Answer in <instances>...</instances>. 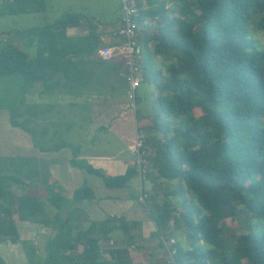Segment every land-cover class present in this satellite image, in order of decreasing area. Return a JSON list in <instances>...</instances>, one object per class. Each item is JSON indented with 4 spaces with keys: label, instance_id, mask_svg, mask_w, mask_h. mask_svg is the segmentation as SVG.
<instances>
[{
    "label": "trees",
    "instance_id": "1",
    "mask_svg": "<svg viewBox=\"0 0 264 264\" xmlns=\"http://www.w3.org/2000/svg\"><path fill=\"white\" fill-rule=\"evenodd\" d=\"M171 3L134 2L141 72L158 92L151 124L138 131H162L161 137L148 131L141 147L142 158L156 171L148 177L154 191L142 190L156 227L152 235L169 241L180 228L186 231L187 246L180 240L170 244V250H176L174 264H264V50L254 44L248 28L254 23V29L264 30V0ZM9 5V12L18 14L42 12L46 3L12 0ZM94 19L68 10L53 22L29 29L35 35L29 40L32 51L12 43L0 47V78L19 75L22 92H32L40 84V95H53L56 90L78 92L80 86L112 74L117 84L123 79L127 89L120 71L124 62L96 55L99 47L110 43L103 38L111 29ZM73 27L85 32L68 34ZM154 56L162 59L163 68L155 67ZM115 80L109 95L115 92ZM9 113L11 125L22 126L16 110ZM134 114L137 120L145 116L137 108ZM67 145L60 141L40 150ZM69 147L75 158L78 149ZM147 147L151 154L145 156ZM136 172L131 168L124 177L104 178L105 183L123 186ZM161 179L175 180V187L161 189ZM24 184L16 176L0 175V243L22 242L29 264H157L135 262L126 244L101 246L100 241L116 229L131 240L135 222H116L107 216L75 230L68 215L59 220L62 196L47 181L48 201L58 213L54 232L44 242V255H39L33 242L21 240L16 221L48 226L51 220L42 199L22 189ZM92 195V189L82 185L72 199L79 202ZM171 196L181 210L175 212ZM228 217H242L253 229L227 235ZM0 264L8 263L0 256Z\"/></svg>",
    "mask_w": 264,
    "mask_h": 264
},
{
    "label": "rangeland",
    "instance_id": "2",
    "mask_svg": "<svg viewBox=\"0 0 264 264\" xmlns=\"http://www.w3.org/2000/svg\"><path fill=\"white\" fill-rule=\"evenodd\" d=\"M137 0H134V2ZM46 6L45 10L37 13L38 19L35 21L32 19H26L23 15H0V30L5 27L8 28H18L20 30V35H16L14 31H6L0 33V47L4 46L7 43H12L14 45L19 46L20 48L26 49L28 51L33 50L32 40L35 35L23 33V29L34 26L41 27L47 23L53 22V20L57 19L61 14L70 10L76 13H82L89 17L95 18L97 22L105 25L107 29H114L120 22L123 17V12L121 10V0H45ZM172 4L171 0H168V5ZM45 14V16H44ZM45 17L48 21H45ZM36 22V23H35ZM35 23V25H33ZM254 23H250L248 28L250 29V37L252 38L254 44H256L259 48L264 50V30L254 29ZM81 27H73L67 30L69 34H77L82 32ZM110 30V31H111ZM69 31V32H68ZM108 31L104 38L105 41H109L111 39ZM142 33L139 34V37ZM25 35V36H24ZM109 35V36H108ZM26 38L28 39L26 44L20 43V40ZM153 62L155 67L163 68L164 62L158 56H154ZM123 69V68H122ZM122 69L120 71L122 72ZM112 74L108 76L99 77V81L93 83L91 85L80 86L78 88V92H63L56 90L53 95H40L39 89L41 88L40 84L36 85L33 88L32 92L24 93L20 87L22 78L19 75L16 76H8L0 78V110L5 109L4 111L9 116V110H16L17 112V121L26 129L28 133L31 134L32 140L34 143L43 145L44 147H52L54 144L59 143L60 141H65L66 144H69L78 149V153L81 156H89L90 158H103L108 155H113L114 157H125L130 156V148L124 142L119 134L116 133L115 129L111 127V125L119 123L117 119L111 118L110 121L105 122H94L93 120L96 118L97 109H99V105L107 111L110 107V104L106 103L105 100L115 99L118 96L125 95L127 92L125 84L122 82L123 79L117 81L111 77ZM116 81L115 92L113 93V97L108 98L107 94L109 93V85L112 81ZM155 84L152 81L143 80L138 88H136V96L138 95V99L136 100V108L141 111L143 115H145L140 120H135L134 111L130 110V115L134 119L132 121L133 125L138 127H145L151 124V112H153V99L158 94ZM73 94V95H71ZM103 94L106 95L103 97ZM119 98V97H118ZM127 99V98H126ZM111 102V101H110ZM128 102V100H127ZM49 103L52 104L51 109H44L46 105ZM115 105V104H114ZM90 106L94 109L93 115L89 111ZM9 108V110L7 108ZM119 107V104H118ZM117 106L115 105V111ZM31 111L37 112V115H30ZM115 111H107L103 113V116L109 117L115 113ZM24 114V115H22ZM33 116H37L33 118ZM97 123V124H95ZM110 126V129L107 128ZM138 131V130H137ZM152 133L155 136H162V131L156 130L151 131L147 130H139L138 134L144 139L147 135V132ZM77 139L79 141L78 144H74V141ZM11 140V144L9 145V150L14 152L15 147L13 146V139ZM130 146V145H129ZM146 155L151 154V149L147 147ZM123 157V158H124ZM16 160H12L10 167L13 165L15 167ZM147 163L148 160L143 159V164ZM92 166V165H91ZM148 169L149 165H148ZM148 169H145L148 171ZM151 171V170H150ZM138 175H140V185L139 187L147 189L150 193L154 191L153 184L150 180L146 178H141L143 173L138 171ZM152 173H156L154 169H152ZM142 182V183H141ZM161 189L164 187L165 189L174 188L176 181L175 180H165L161 179ZM51 185L50 183H48ZM52 187V185H51ZM137 187L134 189L135 196L140 194V188ZM53 190H57L60 187H52ZM101 189H105L100 187L98 193L101 194ZM20 191H18L19 193ZM35 196L40 197L43 202V208L46 212V217L50 220L53 219V215L57 212V209L50 205L48 201V191L41 187H37L35 190L31 191ZM128 192V190L124 191ZM157 192V190H156ZM158 194L161 195V190L158 191ZM162 196L157 197V201L160 202ZM173 206L175 207V212L181 210V206L178 204L176 197H170ZM62 208H60L58 216L59 220L64 218L63 213L72 217L70 211V205L67 200L62 199ZM70 206V207H69ZM144 206V204L142 205ZM150 217V216H149ZM117 220L116 218H114ZM122 221V220H120ZM125 221V220H124ZM127 222V221H126ZM226 225L229 227V231L227 235L234 232L236 234H240L243 232H247L253 229L252 226L248 225L246 221L242 219V217H234V218H226L224 220ZM39 224V223H38ZM41 226V227H40ZM172 226V223L170 227ZM40 233L37 238H39L36 243L33 244L38 249L39 255H44V244H43V236L48 235L52 232L49 229H46L41 224H39ZM24 237L29 236L30 233H26V228L23 229ZM20 230V232H23ZM177 233V232H176ZM49 236L45 237V240ZM123 238H127L124 235ZM33 240L36 239L32 238ZM25 243H31L30 239L23 240ZM180 240V242L184 245H188V238L186 236V231L183 228H180V234H174L171 240L164 241L162 237L159 235H150V238L147 241L140 240L138 238L128 239L126 241L127 247L131 250L132 259L136 262H147V263H159V264H174L173 254L175 252H171V243ZM120 242V241H119ZM8 242L0 243V256L8 263V264H29L25 253H24V245L22 242H18L15 245L7 244ZM113 245L118 243L117 241L112 242ZM128 243V244H127ZM161 243V244H160ZM110 244L109 241L101 243L103 247H107ZM119 244V243H118ZM6 247H10L9 252L6 250ZM151 251H150V250ZM11 252V253H10ZM107 256V255H106Z\"/></svg>",
    "mask_w": 264,
    "mask_h": 264
},
{
    "label": "crops",
    "instance_id": "3",
    "mask_svg": "<svg viewBox=\"0 0 264 264\" xmlns=\"http://www.w3.org/2000/svg\"><path fill=\"white\" fill-rule=\"evenodd\" d=\"M11 1L12 0H0V15L21 14L26 19L34 18V21L38 19V12H23L18 14L9 12V4ZM45 21H48L46 17ZM35 23L33 25H35ZM32 28H34V26H29L23 29L25 30L23 33L25 35L29 34V29ZM69 29L70 28L67 30ZM9 30L11 33L18 30L15 32V34H21L18 28L8 27L1 29L0 33ZM84 32L85 31L82 29L81 33ZM81 33L72 35H78ZM27 41L28 39L23 38L20 40V43L26 44ZM105 96L106 95L103 94V97ZM107 97L111 98L113 95L107 94ZM118 97L115 99L112 98L108 101L105 100L106 103L115 102L114 104L117 106L116 111L114 104H110L112 107L107 110L108 112L115 111L113 115L109 117L103 116V113L107 111H105L104 108L102 109V107L99 105V109H97L96 114L97 116L93 121L100 123L102 121L109 122L111 118L115 117L119 123L111 125V127L115 129L116 133L119 134L120 138L126 142L130 148L136 140L138 128L132 123L134 119L130 115L131 109L128 107L126 92L125 95ZM51 108V103L44 107V109ZM4 110L5 109L0 110V175L16 176L25 183L22 189L32 195L34 194L31 191L35 190L37 187H41L43 189L46 188L45 181L55 187H60L55 191L62 196V199L67 200L71 206H69L70 211L68 212L72 214L71 221L75 230L85 229L90 223L102 220L109 216L116 218V222H119L120 220H125L127 223L135 222L134 227H132L129 231V234L132 236L131 239L138 238L140 240L147 241L150 238V235H152L156 227L154 222L149 217L146 203L142 197V190H148L144 189L143 186L142 188L139 187L140 175H138V172L129 176L123 186L110 187L105 183L104 179L124 177L128 174V170L131 168H135L137 171L138 168L135 166V159L132 153H130V156H123L124 158L108 155L107 157L105 156L103 158L96 159L90 158L89 156H81L79 154H77V156L74 158L71 148L69 147L71 145H67L59 149L48 148L46 150H40V147L43 145L34 143L31 134L28 133L24 127L11 125L10 113L9 116H7V113ZM89 111L93 115L94 109H92L91 106ZM35 117L37 116H33V118ZM107 128L110 129V126ZM11 138L13 139L12 143L15 147L14 152L10 151L8 148L11 144V140H8ZM73 141L75 146L79 143L77 139ZM14 159L16 160L15 167L13 165L10 167V164ZM74 161H76V163H74ZM145 169H148L147 163L141 166V172L143 173L141 178L148 179V177L152 175V169L150 168L148 171ZM82 185L89 186L92 189L93 195L91 198H85L79 202H75L72 199L73 192L76 188ZM100 187L105 188L101 189V194L98 193ZM137 187L140 188V194L135 196L133 191ZM126 190H128V192H124ZM143 204L144 206H142ZM63 215L64 217L66 216L65 213H63ZM39 224L30 221H16L20 238H23V240L30 239L33 243H36V241L39 239L37 237L40 234L38 232V229L40 230L41 227H39ZM41 225L46 229H49L52 232L51 234H53L55 226L53 219L50 221L48 226L43 224ZM24 228H26V233H30L29 236L31 237H24ZM20 230L23 232H20ZM51 234L42 235L44 239L43 241L45 242V237L50 236ZM35 237L36 239L33 240L32 238ZM123 237V232L119 229H116L110 232L109 237L105 240H101L100 243L109 241L110 244L107 247L124 246L127 240ZM115 241H117L119 244L116 243L113 245L112 242ZM7 242V244L11 245L16 244L10 243L9 241ZM9 249L10 247H6L8 252Z\"/></svg>",
    "mask_w": 264,
    "mask_h": 264
},
{
    "label": "built area",
    "instance_id": "4",
    "mask_svg": "<svg viewBox=\"0 0 264 264\" xmlns=\"http://www.w3.org/2000/svg\"><path fill=\"white\" fill-rule=\"evenodd\" d=\"M123 17L121 22L110 31L109 44L97 49L96 55L104 60H117L124 62V71L121 75L127 83L126 97L128 107L135 111L136 88L144 80L141 72L142 44L138 41L139 24L136 20L134 0H121ZM143 139L138 134L130 150L135 159V166L139 169L143 161L144 151L141 149ZM173 248L171 252H175Z\"/></svg>",
    "mask_w": 264,
    "mask_h": 264
}]
</instances>
